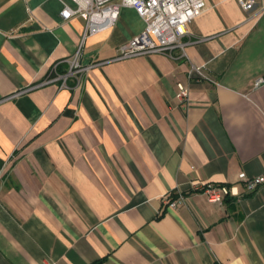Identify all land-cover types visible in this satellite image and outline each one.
I'll return each mask as SVG.
<instances>
[{"label": "crops", "instance_id": "crops-1", "mask_svg": "<svg viewBox=\"0 0 264 264\" xmlns=\"http://www.w3.org/2000/svg\"><path fill=\"white\" fill-rule=\"evenodd\" d=\"M204 1L182 57L116 59L144 27L122 7L62 85L85 16L0 0V264H264V184L238 178L264 175V9ZM193 182L238 194L212 204Z\"/></svg>", "mask_w": 264, "mask_h": 264}, {"label": "built area", "instance_id": "built-area-1", "mask_svg": "<svg viewBox=\"0 0 264 264\" xmlns=\"http://www.w3.org/2000/svg\"><path fill=\"white\" fill-rule=\"evenodd\" d=\"M74 7L63 3L61 17L69 19L72 16L84 15L85 26L81 42L74 53L67 59L68 71L60 75L62 85L68 77H78L96 63L82 64L81 55L85 38L88 35L102 31L112 26L119 14L120 8L130 7L143 20V29L133 36L126 44L122 45L116 59H125L134 56L158 53L171 58L184 55V46L188 43L183 40L186 35V26L198 14L206 9L204 0H71ZM241 10L246 14V19L251 17V12L258 5V11L264 9L263 0H236ZM178 51V52H177ZM178 53V54H177ZM187 76L191 80L213 81L202 66L192 65ZM56 78L43 81L41 84L51 82ZM254 87L264 86V75L257 77ZM177 97L185 105L189 104L187 85L178 84ZM246 192H254L264 184V175L248 177L243 172L238 176ZM192 190L205 196L209 203L221 205L223 199L229 195H237L234 187L221 183H192ZM184 195L178 194L176 198L165 201L168 208L174 209L184 201Z\"/></svg>", "mask_w": 264, "mask_h": 264}]
</instances>
